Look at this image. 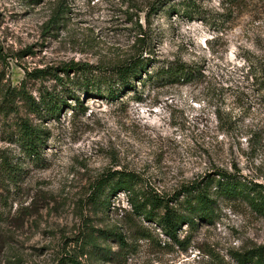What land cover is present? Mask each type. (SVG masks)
Wrapping results in <instances>:
<instances>
[{"label":"rangeland","instance_id":"374dc122","mask_svg":"<svg viewBox=\"0 0 264 264\" xmlns=\"http://www.w3.org/2000/svg\"><path fill=\"white\" fill-rule=\"evenodd\" d=\"M154 1L0 0V264H240L264 245V220L240 200L184 226L180 246L127 194L93 198L116 171L169 197L218 170L264 186V0H190L194 18L183 0L149 13ZM142 51L147 73L119 89L115 66ZM174 63L199 72L156 75ZM51 96L59 114L40 104ZM25 129L41 138L34 154Z\"/></svg>","mask_w":264,"mask_h":264},{"label":"trees","instance_id":"16d2710c","mask_svg":"<svg viewBox=\"0 0 264 264\" xmlns=\"http://www.w3.org/2000/svg\"><path fill=\"white\" fill-rule=\"evenodd\" d=\"M170 0H156L150 5V12L155 13L164 4H169ZM163 3V4H162ZM182 6H185L183 14L190 18H194V14H198L195 3L190 0H183ZM172 7V5L170 6ZM171 8V10H175ZM139 41H142L141 39ZM144 51L130 57L125 63L115 66L116 84L121 90L135 89L133 84L137 80H141L142 73H147L148 62L143 58ZM68 74L70 70L75 73L90 72V67H80L78 65H67L64 69ZM194 69L184 63H174L164 67V71L156 72V75L164 73L167 82H187L196 77ZM264 79V68L261 70ZM40 72H37V74ZM36 73L34 75H37ZM42 77V76H39ZM60 83L63 79L56 78ZM93 85L99 83V92L101 84L97 81H90ZM75 83L80 86V82L76 79ZM73 89H75L73 87ZM74 90H69L68 93L74 96ZM109 97H115L117 94L112 88H107ZM75 97V96H74ZM77 103H81L80 99H76ZM66 102L62 97L51 96L42 97L40 104H45L53 114H59L61 106ZM82 107V104L80 105ZM84 108V106L82 107ZM24 137L27 141L26 150L30 154L36 153L38 142L41 140L36 130H24ZM125 193L128 196V202L132 210L148 220H154L162 229L164 235L167 236L174 244L182 246L183 241L179 238V232L186 225L196 227L199 223L211 222L216 215V206L220 200H240L245 202L253 212L264 220V186L262 184L248 182L230 173L218 170L213 174L207 175L200 181L190 182L181 186L173 197L160 195L154 190L144 188L143 180L136 174L128 171H116L103 176L96 184L93 198L100 199L101 196L107 194V200L112 195ZM102 203H106L103 200ZM120 243L125 246L127 243L121 233L113 234ZM88 239L83 245V248L90 246L98 248L94 243V237L88 236ZM240 264H264V245L255 248L249 252L236 256ZM66 262L69 264H83L76 257L66 256Z\"/></svg>","mask_w":264,"mask_h":264}]
</instances>
